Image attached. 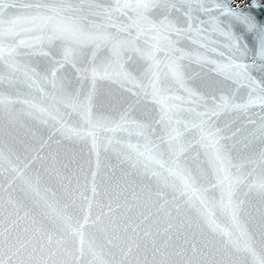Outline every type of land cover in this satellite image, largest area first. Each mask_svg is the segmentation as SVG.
Masks as SVG:
<instances>
[{
	"label": "snow or ice",
	"instance_id": "snow-or-ice-1",
	"mask_svg": "<svg viewBox=\"0 0 264 264\" xmlns=\"http://www.w3.org/2000/svg\"><path fill=\"white\" fill-rule=\"evenodd\" d=\"M0 264H264V0H0Z\"/></svg>",
	"mask_w": 264,
	"mask_h": 264
}]
</instances>
